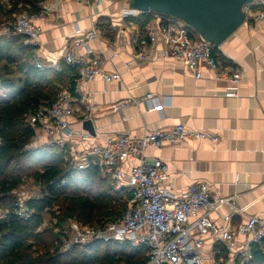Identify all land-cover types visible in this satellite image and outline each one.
<instances>
[{
    "label": "crops",
    "instance_id": "0c3cea01",
    "mask_svg": "<svg viewBox=\"0 0 264 264\" xmlns=\"http://www.w3.org/2000/svg\"><path fill=\"white\" fill-rule=\"evenodd\" d=\"M4 1L5 11L10 10L11 0ZM127 1L44 2L50 10L42 11L36 21L41 33L36 44L29 45L32 51L26 62L37 67L42 65V70L60 71L63 65L75 69L73 75L70 74L73 85L67 87L74 98L75 114L70 120V130L63 136L43 137L30 144L35 148L28 147L27 150L57 145L68 152L67 159L75 167L83 157L91 159L93 144L103 143L112 136L143 137L180 123L193 130L212 133L218 137L217 142L188 140L175 147L149 148L145 157L149 161L161 159L168 165V178L162 186L175 195L192 184L206 183L213 193L233 199L234 206L214 212L211 218L217 227L235 234L236 249L229 253L226 263L236 264L233 257L249 243L247 236L237 232L238 226L252 216L264 221V22L249 18L222 45L214 47L219 62L243 76L237 96L230 97L227 96V84L217 81L215 73L207 67H201L202 78L196 79L181 62L166 57L162 36L153 48L150 60L131 63L134 53L140 50L137 41L146 38V26L159 22L160 15H152V20L143 27L132 20L140 13L127 15ZM258 1L253 2L255 11L259 8ZM93 27L99 29L98 39L87 48L78 49L75 57L84 61L100 59L103 70L119 73L120 81L105 83L96 79L76 83L79 66L68 64L64 54L76 39L77 29L87 33ZM23 42L28 45L25 38ZM7 75L21 85L18 80L23 74L18 69L12 68ZM148 94L162 102L164 108L150 110L145 100ZM90 97L94 98L93 110ZM128 99L134 103L118 112L112 110L115 104ZM87 119L93 121L95 137H82L88 134L82 127ZM59 140L63 141V146L56 142ZM136 164L139 161L126 162V173ZM25 193L27 195L20 194V197L26 202L36 196L34 192ZM11 196L18 200L13 193ZM226 216L231 217L230 222L225 220ZM218 244L223 245L219 236L206 237L205 264L217 262Z\"/></svg>",
    "mask_w": 264,
    "mask_h": 264
},
{
    "label": "built area",
    "instance_id": "2783aa9c",
    "mask_svg": "<svg viewBox=\"0 0 264 264\" xmlns=\"http://www.w3.org/2000/svg\"><path fill=\"white\" fill-rule=\"evenodd\" d=\"M254 4L243 7L246 21L252 18L256 22H264V0L258 1L259 8L256 11L253 9ZM48 10L50 7L43 3L41 13ZM41 13L24 12L18 16L13 27L0 25V38L13 32L24 37L28 45L34 46L41 33V27L36 24ZM126 13L139 14L132 10H127ZM159 17V22H152L146 26V38L137 41L140 50L134 53L131 63L150 60L152 50L162 36L166 57L181 62L196 79L202 78L201 67H207L215 73L217 81L227 84V96L236 97L243 79L242 73L223 66L213 55L214 46L184 22L172 17ZM99 34L96 27L87 33L77 29L76 39L64 54L68 64L79 66L77 84L96 79H102L105 83L121 80L119 73L105 72L100 59L84 61L75 57L78 49L87 48L98 39ZM38 67L42 68V65ZM155 99L151 94L145 98L150 110H162L163 103ZM153 100L155 104L152 103ZM89 101L93 110L94 98L90 97ZM132 103H134L132 99L122 101L115 104L112 110L118 112ZM74 114L73 95L67 89L62 90L51 105L41 106L28 118L34 129V137L30 144L40 141L43 137L63 136L70 130V120L74 118ZM82 137L89 138L90 135L83 134ZM188 140L217 142L218 137L207 131L187 128L180 123L168 129L149 132L143 137L122 134L108 137L103 143L93 144L91 159L83 157L76 163L75 168L85 170L91 166L98 167L112 181L117 192L125 189L132 196L122 217L105 227L84 225L71 218L63 228L56 229L61 251L96 241L129 242L134 247L146 246L150 249L149 259L145 264H205L203 248L207 236H219L227 252L234 251L235 234L229 229L217 227L211 218L214 212L234 206L233 199L213 193L210 185L206 183L192 184L182 193L175 195L162 186V182L168 178V165L161 159L149 161L145 157V152L149 148L175 147ZM56 142L64 145L62 140ZM128 161H139V164L126 173L124 165ZM25 192L33 191L22 183L12 193L18 197L14 215L27 221L34 211L27 205L26 200L20 197V194L24 195ZM6 213L1 210L0 218H5ZM225 220L230 222L231 217L226 216ZM237 232L247 236L249 243L245 250L233 257L236 264L248 263L252 259V248L257 247L264 252V221L256 216L249 217L245 223L238 226Z\"/></svg>",
    "mask_w": 264,
    "mask_h": 264
},
{
    "label": "trees",
    "instance_id": "16d2710c",
    "mask_svg": "<svg viewBox=\"0 0 264 264\" xmlns=\"http://www.w3.org/2000/svg\"><path fill=\"white\" fill-rule=\"evenodd\" d=\"M45 1L11 0L10 10L5 11V1L0 0V17L6 21L24 12L40 14ZM154 14H139L132 20L145 27ZM19 37L10 43L0 40V209L7 212L0 218V264H145L150 249L129 242L96 241L61 251L56 229L71 218L84 225L105 227L122 217L132 195L125 189L117 192L98 167L76 169L66 159L65 149L57 151L59 146L27 150L34 137L28 118L73 85L70 74L75 69L63 65L60 71L42 70L27 64L32 48ZM213 55L219 58L215 48ZM12 68L23 74L19 89L13 79L4 77ZM31 158L42 163L29 175L42 188V195L27 201L34 213L24 221L14 215L17 200L11 193L24 182L22 172ZM46 214L56 220L55 228L41 229ZM215 253L218 264H227L229 253L222 244L216 246ZM246 264H264L263 250L252 248V259Z\"/></svg>",
    "mask_w": 264,
    "mask_h": 264
},
{
    "label": "water",
    "instance_id": "95a60500",
    "mask_svg": "<svg viewBox=\"0 0 264 264\" xmlns=\"http://www.w3.org/2000/svg\"><path fill=\"white\" fill-rule=\"evenodd\" d=\"M254 0H128L127 10L140 14L157 13L174 17L195 30L214 47L222 45L246 21L245 5ZM83 130L95 137L91 119L84 120Z\"/></svg>",
    "mask_w": 264,
    "mask_h": 264
},
{
    "label": "rangeland",
    "instance_id": "374dc122",
    "mask_svg": "<svg viewBox=\"0 0 264 264\" xmlns=\"http://www.w3.org/2000/svg\"><path fill=\"white\" fill-rule=\"evenodd\" d=\"M19 15H20V14L15 15L14 17H12L11 20H6V21H5L4 18H2L3 22H1L0 25H2V24H6V25H9L10 27H13V25L15 24V22H16V20H17V18H18ZM11 31H12V30H11ZM14 37H19V36L13 34V32H12V33L10 34V36H7V38H3V40L0 38V40L3 41L4 43H10V42H12V39H13ZM19 38H20V37H19ZM1 41H0V42H1ZM4 77H7V76H4ZM20 86H21V85L18 84V85H17V88L19 89ZM63 90H66V89H63ZM56 146H57V145H56ZM35 147H36V146L30 147V148H35ZM57 147H58V146H57ZM61 149H62V147H59V149H58L57 151L60 152ZM34 150H35V149H34ZM28 151H33V150L30 149V150H28ZM65 151H66V150H65ZM68 157H69V155H68V152L66 151V159H67ZM41 166H42V163L39 161V159H33V158H31V159H29V162H28V168H27L25 171L22 172L23 177H24V180H23L24 182H23V183L26 184V185L28 186L29 190H31V191L34 192V194L36 195V196H34V198H36V197H40V196L42 195V188H41L40 186H38V185L35 183L34 179L31 178L29 175H30V173L34 172L35 170L40 169ZM25 194H26V193H24V195H25ZM26 195H27V194H26ZM55 224H56V220L53 219V217H52L51 215L46 214V215L44 216V222H43V225H42L41 229L55 228V227H54ZM131 245H133V244L131 243Z\"/></svg>",
    "mask_w": 264,
    "mask_h": 264
},
{
    "label": "bare ground",
    "instance_id": "6f19581e",
    "mask_svg": "<svg viewBox=\"0 0 264 264\" xmlns=\"http://www.w3.org/2000/svg\"><path fill=\"white\" fill-rule=\"evenodd\" d=\"M170 17V16H169Z\"/></svg>",
    "mask_w": 264,
    "mask_h": 264
}]
</instances>
